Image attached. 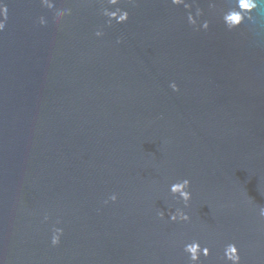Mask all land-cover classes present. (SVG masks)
I'll return each mask as SVG.
<instances>
[{
    "label": "water",
    "instance_id": "1",
    "mask_svg": "<svg viewBox=\"0 0 264 264\" xmlns=\"http://www.w3.org/2000/svg\"><path fill=\"white\" fill-rule=\"evenodd\" d=\"M3 6L0 264H264V2Z\"/></svg>",
    "mask_w": 264,
    "mask_h": 264
},
{
    "label": "clouds",
    "instance_id": "2",
    "mask_svg": "<svg viewBox=\"0 0 264 264\" xmlns=\"http://www.w3.org/2000/svg\"><path fill=\"white\" fill-rule=\"evenodd\" d=\"M242 4L244 5V11L243 13L229 11L226 15H224V19L227 20L228 16H240V20L236 23L232 24L230 22V28L233 29L238 27L245 19L246 14H250L253 10H255L258 7V0H241ZM260 2H264V0H260ZM182 3V0H172L173 5L179 6ZM186 9L188 8V5L184 6ZM121 12L119 16L120 22H126L129 19V13L126 10H119ZM201 10L197 9V17L201 15ZM0 16H3L5 19L7 18V7L3 6L0 7ZM247 19L252 20L251 15H247ZM205 28H208V22L205 21ZM5 27L3 20H0V30H3ZM99 32H96V35H99ZM119 43V41H118ZM174 91L178 90L177 88H173ZM190 188V181L188 179H183L179 182V185L173 186L172 191L173 192H179L180 196L182 197L184 201L185 207L188 206V202L192 198V193L189 191ZM111 201H115L117 197L115 195L111 196L109 198ZM107 203V201H105ZM161 219L164 218L165 213L163 211H160L158 213ZM170 220L172 222H187L190 220L189 215L183 211L182 209L177 208L175 212L169 213ZM47 219V216H45V220ZM63 234V229L61 228H54L53 229V235L51 238L52 245H58L60 243V237ZM184 252L188 254V258L191 261V264H200V257L203 255L204 257H208L210 255V250L208 247H201V244L198 241H193L191 243H187L184 245ZM224 257L231 262V264H240L241 257L239 254V250L235 243H229L226 245L224 249Z\"/></svg>",
    "mask_w": 264,
    "mask_h": 264
}]
</instances>
